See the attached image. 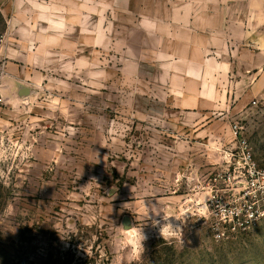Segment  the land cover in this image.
<instances>
[{
	"label": "rangeland",
	"instance_id": "1",
	"mask_svg": "<svg viewBox=\"0 0 264 264\" xmlns=\"http://www.w3.org/2000/svg\"><path fill=\"white\" fill-rule=\"evenodd\" d=\"M123 6L0 3V264H264V217L230 232L215 201L232 194L237 131L264 167V70L245 71L264 64V11L197 106L136 65ZM159 210L193 213L168 221L183 244Z\"/></svg>",
	"mask_w": 264,
	"mask_h": 264
},
{
	"label": "crops",
	"instance_id": "2",
	"mask_svg": "<svg viewBox=\"0 0 264 264\" xmlns=\"http://www.w3.org/2000/svg\"><path fill=\"white\" fill-rule=\"evenodd\" d=\"M93 2L86 0L87 7ZM123 4L129 20L125 41L129 49L137 50L132 56L136 65L152 66L157 87L182 90L180 96L188 97L183 104L197 106L206 102L205 75L230 72L228 64L238 57L236 44L253 39L244 29L238 34L239 24L248 25L251 11H264V0H123ZM257 56L264 58L263 48ZM255 69L264 70V64L245 71ZM177 79L182 83L173 84Z\"/></svg>",
	"mask_w": 264,
	"mask_h": 264
},
{
	"label": "built area",
	"instance_id": "3",
	"mask_svg": "<svg viewBox=\"0 0 264 264\" xmlns=\"http://www.w3.org/2000/svg\"><path fill=\"white\" fill-rule=\"evenodd\" d=\"M238 132L233 173L224 178L225 183L233 186L232 194L228 200L222 196L215 200L218 203V227L230 232L247 231L264 217V167L256 162L248 139ZM217 196L214 195L212 200Z\"/></svg>",
	"mask_w": 264,
	"mask_h": 264
},
{
	"label": "clouds",
	"instance_id": "4",
	"mask_svg": "<svg viewBox=\"0 0 264 264\" xmlns=\"http://www.w3.org/2000/svg\"><path fill=\"white\" fill-rule=\"evenodd\" d=\"M154 207H156V206H152V208H154ZM161 211L164 213L163 219L166 223H164V225L161 227L160 234L162 235V237L166 241L167 240H176L179 243L183 244L182 243V228L180 226L173 227L172 223H170L168 221H169L170 217H174L176 220H179L183 223L185 221L186 214L190 213L191 215H193V213L184 212L182 215H167L166 212L163 210H159V211H156L153 213L158 215ZM199 211L201 213V217L205 218L203 213H205L207 211V205H205V207L200 209ZM154 223H156V222L154 221ZM122 227H123L124 231L128 232L131 236L135 237L137 235V230L134 227L127 228V229L124 226H122ZM143 239H144V236L142 235V232H141V242ZM140 247L143 248L142 243L140 244Z\"/></svg>",
	"mask_w": 264,
	"mask_h": 264
}]
</instances>
